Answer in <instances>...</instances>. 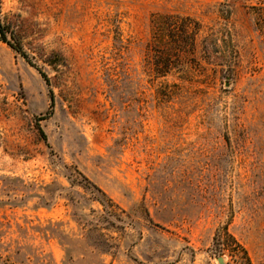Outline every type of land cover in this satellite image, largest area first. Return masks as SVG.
Masks as SVG:
<instances>
[{"label": "rangeland", "instance_id": "374dc122", "mask_svg": "<svg viewBox=\"0 0 264 264\" xmlns=\"http://www.w3.org/2000/svg\"><path fill=\"white\" fill-rule=\"evenodd\" d=\"M164 17L196 24L168 68ZM0 23L35 66L0 40V264H247L224 227L264 264V0H0Z\"/></svg>", "mask_w": 264, "mask_h": 264}, {"label": "trees", "instance_id": "16d2710c", "mask_svg": "<svg viewBox=\"0 0 264 264\" xmlns=\"http://www.w3.org/2000/svg\"><path fill=\"white\" fill-rule=\"evenodd\" d=\"M192 25L195 26L196 24L194 22H191V20L189 18H185V17L180 18L179 20H177V19L175 20V18H173V17H164L162 19V22L159 23V26L163 27V29L168 33V35L166 36V39H169V40H165L166 45L162 46V47H164V49H167V46H168L167 42H170L172 45V48H170V51H172L174 53L173 55L167 54L166 52L162 53V56H164L162 62H164V66L166 68H168L167 66L169 63V56L170 57L173 56L176 59H178L180 57V54L185 52V50H186L185 45L188 44V45H190V47L193 46L195 33H194V30H193L194 28L192 27ZM5 28H6V26H4L0 23V40L3 43H6L8 46H10L28 64L35 67L19 43H17V42L11 43L6 39V36H5L6 29ZM186 35H188V37H186ZM157 36H158V34H155L153 36V44H154V42H158L160 40L159 38H155ZM156 47H159V46H155V48ZM38 71H39L40 75L42 76L43 80L45 81L46 86L48 87V97L50 100V107H52L54 95H53V92L51 91V89L49 88L48 78L46 77V75L43 72H41L40 70H38ZM156 71H157L156 74L160 75V76H164L167 73V70H164V69H162V70L160 69V70H156ZM41 119H43L42 116L37 118L36 120L39 121ZM36 125H37V130H38L39 134L41 135L42 139L44 141H46L45 134L39 128L38 124H36ZM47 146L49 147L48 144H47ZM78 175L80 176V178L76 177L74 180L71 181L72 183H75V184L89 190V192H91L94 195L96 201L103 206L106 205L107 202L111 201L109 198H107L106 194L102 190H100L97 186L92 184L87 178H85L81 174H78ZM222 234H223V236H222ZM213 241L215 244V248L217 249V251L220 254H222V252L223 253L226 252L227 255H229L231 257L236 255V256H239L243 262H245L247 264L250 263L245 249L234 239V237L232 235H230L228 233L226 227H224L221 231L218 230L217 232H215V235L213 237ZM228 243H231L234 246L235 249L233 251L230 250L231 246L228 245Z\"/></svg>", "mask_w": 264, "mask_h": 264}, {"label": "water", "instance_id": "95a60500", "mask_svg": "<svg viewBox=\"0 0 264 264\" xmlns=\"http://www.w3.org/2000/svg\"><path fill=\"white\" fill-rule=\"evenodd\" d=\"M218 263L223 264L222 258H218Z\"/></svg>", "mask_w": 264, "mask_h": 264}]
</instances>
